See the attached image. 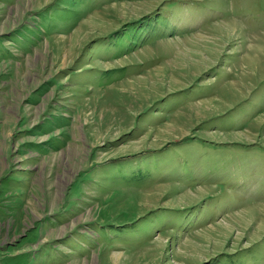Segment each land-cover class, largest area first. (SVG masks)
Instances as JSON below:
<instances>
[{"label":"rangeland","instance_id":"1","mask_svg":"<svg viewBox=\"0 0 264 264\" xmlns=\"http://www.w3.org/2000/svg\"><path fill=\"white\" fill-rule=\"evenodd\" d=\"M0 264H264V0H0Z\"/></svg>","mask_w":264,"mask_h":264},{"label":"trees","instance_id":"2","mask_svg":"<svg viewBox=\"0 0 264 264\" xmlns=\"http://www.w3.org/2000/svg\"><path fill=\"white\" fill-rule=\"evenodd\" d=\"M158 18V17H157ZM155 19V21H157V20H160L159 18L158 19ZM155 23V22H154ZM131 28L129 29V31H126V32H129V34H128V36L131 34V31H133V30H135V28H136V26L135 25H132V26H130ZM135 172H137V174H135V175H138V174H140V171L139 170H137V171H135Z\"/></svg>","mask_w":264,"mask_h":264}]
</instances>
